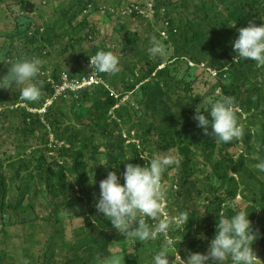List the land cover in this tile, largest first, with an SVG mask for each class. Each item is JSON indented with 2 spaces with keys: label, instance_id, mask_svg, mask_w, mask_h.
I'll list each match as a JSON object with an SVG mask.
<instances>
[{
  "label": "trees",
  "instance_id": "16d2710c",
  "mask_svg": "<svg viewBox=\"0 0 264 264\" xmlns=\"http://www.w3.org/2000/svg\"><path fill=\"white\" fill-rule=\"evenodd\" d=\"M220 2L223 0H195L194 5L197 10L195 13L199 19L190 18L189 20L187 16L180 15V9H175V16H171L170 11H168L172 8L170 3L157 1L154 4V17L160 16L159 19L162 22L166 17L164 22H168L165 26L164 22L162 24L164 30L161 31L164 32V35L158 31L151 36H146V31H153L151 27L145 26L140 32H137L139 30L131 32L121 24L119 32L115 31L116 34L110 32L107 39L98 40L96 36L98 26L91 24L89 16L99 14L104 10L109 11L110 7L112 9L117 8L122 2L119 0H65L58 10V14H56L60 20L55 16L56 18H51L49 22L46 20L40 27L35 28H32L31 24H27V28L23 30L26 34L24 37L20 35V32L18 34H6L5 37L10 40L23 39L22 51L17 52L15 60L19 61L32 57L41 59L44 54H42L44 44L51 46L56 42L60 43V39L62 40L64 35L69 34L67 31L70 29L72 21H76L77 14H82L84 9L90 7L91 10H88L90 15L83 16L84 24L92 26V36L86 40L87 42L90 41L91 44L85 50L84 60L90 58L89 55H94L98 50L110 51L119 58L120 71L110 77L108 73H96L101 80L100 82L78 90L66 88L61 93H57L56 90L62 85L64 78L68 81L80 79L81 73L72 66L63 69L59 63L49 65L41 59V72L49 71L50 78L42 75L37 77L35 82L40 88V96L37 100L26 102L20 97L18 90L0 88V107H2L0 119L2 122L8 123V127L6 125L5 127L6 130L10 131L9 136L14 143L11 154L6 155L3 152L2 155L5 156L0 158V211L9 208L11 213L21 215V223L33 226L37 218V211L42 212L43 209L53 203V211L57 214L60 207L67 203L69 197L75 196L77 191L89 200L98 199L100 194L99 182L101 181L99 177L102 172L107 176L108 172L114 171L115 168L111 165L96 171L94 168H89L88 158H94L99 146L91 141L96 133L107 130L109 126V123H106L108 111L117 104L120 97L132 91L135 85H139L142 91L138 104L144 117L140 122H145L147 117L153 119L149 122L146 134L138 133L137 130L138 137L143 140V145H154V148L149 149L150 157L159 152L160 149L166 151L183 145L184 147L179 149V153L181 152L183 156L180 166L182 173L180 182H186L189 176L200 171L195 167L198 163L197 158L203 161V156H205L204 161H209L208 157L212 156L205 153L204 144L191 138L193 131L188 130V117L185 115L190 110L184 103V99H190L195 80H185L184 74L189 70L187 66L185 69H181L182 65L174 66L166 63L161 67L163 64L161 58L149 57L147 49L150 46L152 36L159 40L164 36L165 39L162 42L171 46V56H175L176 60L177 57L183 56L185 60L193 62L196 66L200 63L203 64V70L208 69V73L204 71L208 77H211V71L215 73L213 79L217 82L215 87H219V92L221 91L223 96L234 98L236 106L238 105L247 116H253L247 120H245L246 117H243L244 120L239 119V123L245 122V126H243L244 135L238 139L243 144L245 155L256 157L252 160V164L264 162V119L259 121L258 117L254 116L256 111L264 112V72H259L260 67H257L254 61L232 62L231 57L235 53L230 38L226 37L229 32H232V29L228 28L229 24L223 23V16L206 18L209 14L207 8L218 5ZM189 3L190 0H181L180 2L182 10L186 9V14H190L188 11ZM136 4L138 5V3ZM260 7L264 8V0H237L234 6L226 5V18L239 23L246 16L255 17L256 14L253 10H258ZM21 8L25 10V5L22 4ZM199 11H202L204 16L201 17ZM130 12L136 15L137 21L140 19L141 15H138L136 10ZM200 19L204 21L202 27H200ZM234 29L238 33V27ZM29 30L31 31L30 37L27 35ZM94 32L95 34H93ZM117 45L120 46L119 49L122 50V54H118ZM1 49L5 51L1 52ZM11 49L9 45L0 46V58L13 59ZM134 51L136 52L135 58L130 60L131 53ZM3 63L0 61V76L7 73V69L3 68ZM92 71L94 70L92 69ZM86 72L88 73V71H83V73ZM226 72H228L229 78H232L238 85L246 87V89H242L240 86L229 87L223 83ZM119 73L121 76L116 80ZM115 92L118 93V98L115 97ZM8 93H11V97L8 96ZM65 98L66 100L68 98L71 103L78 99L90 102V107L71 116V113H64L62 110ZM47 99L51 100L49 104H45ZM42 107H44V111L38 112ZM113 111L121 123L135 126L132 113L125 106H118ZM110 125L117 127V122L112 121ZM110 135L109 140L112 139V141L109 144L115 147L118 144L117 140L121 139V135H113L112 133ZM150 136L155 137L156 142L147 140ZM49 137H51L50 140ZM144 139L148 142H144ZM256 139H258V147L252 145ZM55 151L59 152V158H57L61 162L56 158L49 161L45 159V155ZM191 151L195 155L193 157L195 164H192ZM121 154L119 152L112 158L116 159ZM242 161L243 155L234 161L231 155L228 157L227 154L226 158V154H224V158L219 162L221 167L218 169L221 185L217 188L208 187L207 191L212 188L214 197L207 200L203 212L198 215V219L206 227L198 226L194 219L193 221L189 220L186 228L190 237L202 232L205 239H208L216 231L221 213L227 217L235 214L236 211L233 212L230 209L223 211L221 207L227 199L236 195L239 185L245 191L254 183L251 175L244 174L246 168L242 167ZM4 163H8L6 164L7 168ZM132 163L144 166L141 161L134 160ZM124 166L122 165V168ZM224 168H229L239 174V182H236L235 178H230L227 172L223 173ZM5 169L8 170L5 171ZM213 172L216 173L215 170ZM227 177L230 178L231 183L226 182ZM7 178H9L8 181ZM71 180L75 184L76 190L70 185ZM66 185L67 187H65ZM197 186L198 184H191L189 192L194 191L193 189H196ZM9 189L15 193L14 203L7 202ZM196 192L197 194L201 193L198 188ZM253 200L259 208L264 210V196L262 194L254 197ZM250 212H256V208L251 206ZM248 218L252 222L253 214H249ZM99 233V237H94V245L98 255L104 257L108 255V245L111 238L109 237V230L106 233ZM170 233L172 236L173 232L170 231ZM190 237L187 250L190 252L191 250L200 251ZM113 238L118 240V237L114 236ZM31 239L32 237L29 236L28 241ZM50 241V239L47 241L48 245L44 250L45 256L42 262L35 261L33 264H56L54 262V249ZM136 242L137 247L133 248L132 255H125L127 264H142L145 257L144 243ZM2 252L7 255L6 250ZM64 264H77V262L74 263L66 259Z\"/></svg>",
  "mask_w": 264,
  "mask_h": 264
},
{
  "label": "rangeland",
  "instance_id": "374dc122",
  "mask_svg": "<svg viewBox=\"0 0 264 264\" xmlns=\"http://www.w3.org/2000/svg\"><path fill=\"white\" fill-rule=\"evenodd\" d=\"M64 1L65 0H0V46L9 45L10 48H12L11 57H14H12L13 59L0 58V61L4 62L3 68L8 70V67L12 61H18L15 59L17 57V52L22 51L21 45L23 43V39L21 38L10 40L5 37V35L12 33L18 34L20 32V35L24 37L26 34L23 32V30L27 28V24H31L30 26L35 28L37 26L40 27L46 20L49 22L51 18L55 16L60 20L56 14H58L57 12L63 5ZM119 1L122 2L119 7L114 9L110 7L109 11L104 10V12L96 15H90L88 13V10H91L90 7L84 9L82 14L78 13L76 16V21H72L70 29L68 28L69 30L67 31V34H69L66 36L64 35L63 39H60V43L56 42V44L54 43L51 46L44 44L45 47L42 51V54H44L41 59L49 65L59 63L63 69H67L69 66H72L77 72L81 73L80 76L87 74V72L83 73V71H88L91 73L92 67L90 66V58L84 60V55H86L85 50H87L91 44L90 41L87 42L86 40L90 39L92 36V26L84 24L83 16L87 14L90 15L89 19L92 22L91 24L98 26L96 33L98 40L107 39L109 37L108 33L110 32L113 34H116L115 31L119 32L121 24H123L125 28L131 32H135L137 30H139L137 32H140L141 29L143 30V28H145V26H147V28L151 27L153 31H146V36H151L158 31L164 30L162 28H164V26L168 23L167 21L164 22L166 17H164L163 20L164 26H162V20L159 19L160 16L157 15L154 17V4L157 1H165L166 3H170L172 8L168 11H170L171 16H175V9H180V15H184V17L187 16L189 20L190 18L193 20L199 19L196 17L195 13L197 11L194 5L195 0H190L188 6V11L190 14H186V9L182 10L180 5L181 0ZM236 1L237 0H223V2H220L218 5L209 6L207 8V12L209 14L206 18L209 19L215 16H223V23H227L229 25L235 23L237 24V26H235L236 28L247 26L249 23H254L257 25L264 24L263 7H260L258 10H253L256 14L255 17H252V15L250 17L246 16L240 20L239 23L231 20L230 18H226V5L228 4L234 6ZM26 3L32 4L31 8H25V10H22V4L26 5ZM136 3H138V5ZM131 10H136L138 15H141L138 21L135 18L136 15L130 12ZM199 14H201V17L204 16L202 11H199ZM199 22L201 25L200 27H202L204 25V21L200 19ZM235 27L228 26L229 29H232V32H229V35L226 37L228 39L230 38L229 40L231 41L233 38L238 36V33L235 32ZM94 29H96V27H94ZM93 34H95V32ZM161 34L164 35V32L161 31ZM27 35L29 37L31 36L30 30L27 32ZM164 39L165 37L162 36L160 41L165 47L167 54L161 58L163 60L161 67L166 63L174 66L182 65L181 69H185L186 66L188 67L189 70L184 74L185 80H195L192 85L190 99H184V103H186L190 110L188 113H185V115L188 117V130L193 131V136H191V138L204 144L205 153L211 155L212 157H208L209 161H204L206 158L205 156H203V161L200 158H197L196 161L198 163L195 167L200 171H196L192 176H189V178L186 179V182H180L182 174L180 171V166L183 156L181 152L179 153V149L184 147L183 145L181 147L178 146L177 148H172L166 151L160 149L159 152L150 157L149 149L154 148V145H143V140L138 137V133L143 135L146 134L149 128V122L153 121V119L147 117L145 122H140L144 117L142 115L140 105L138 104V100L140 99L142 91L140 90L139 85H135L132 91L120 97L117 104H115V106L108 111L106 123H109V126L107 127L106 131L104 130L102 133L98 132L93 136L91 142L93 144H98L99 146L97 153L94 154V158L91 159L89 157L87 164L89 165V168H94V171L111 165L113 168H115L114 171L120 178V182L123 183L122 173L125 170V166L122 168V165L132 163L134 160L141 161L143 165H146L149 163L147 159H152L157 155H174L178 160V163L169 166L162 175V184L164 185L166 192L164 211L170 216L185 212L190 216L189 220H196L198 226H202L203 228L206 227V225L198 219V215L203 212L207 200L213 199L214 192L212 188H217L219 185H221L219 175L220 172L218 171V169L221 167L219 163L220 160L224 158V154H226V158L227 154L228 157L231 155L234 161H237V158L243 155V161L241 164L244 169L246 168V173L244 174L251 175L254 183L245 191H243L241 185H239V188L235 193L236 195L231 199H227L223 203L221 210L224 211L226 209H230L233 212L243 210L245 212H249V214H253L254 218H251L252 222L251 220L250 222L257 239L255 240V243L251 245V247L256 256L261 261H258V264H264V210L259 208L257 206L258 204L253 200L254 197L260 196L261 194L264 196V173L257 167L259 163L252 164V160L256 157L253 158L245 155L241 141H238L237 139L233 142L225 144L212 137L210 131L209 134L206 135L204 134L202 128L197 127V122L193 119L196 106L201 104L203 99L215 101L219 97L223 96V94L221 91L219 92V87H215L217 82L213 79V76H215L214 74H211L210 72L211 77H208L204 73V71L208 73V69L203 70V64L200 63L198 66H196L193 62L187 59L185 60L183 56L177 57L178 59L176 60L175 56H171V46L162 42ZM116 48H118V54L123 53L122 50L119 49V45H117ZM1 50V52H3L4 49ZM135 55L136 52H132L130 60L134 59ZM231 60L234 62V56L231 57ZM259 72L263 73L264 68L260 67ZM95 73L99 72L95 71ZM40 75L50 78L49 71H42ZM108 75L110 77L113 74ZM120 76V73L117 74L116 80H118ZM225 76L226 78H224L223 83L229 85V87L240 86L237 84V82L233 81L232 78L228 77V72H226ZM240 88L246 89V87L243 86H240ZM115 94V97L118 98V93L115 92ZM10 95L11 93H8L9 97H11ZM50 101V99L45 100V104H49ZM63 105V112L71 113V116H73L74 113H79V111L81 112L84 108H89L90 102L78 99L77 101L71 103L69 102L68 98L67 100L65 98ZM118 106H125L130 110L132 113L131 116L133 120H135V126H130V124L127 123L123 124L120 122L118 117L116 118L115 112L113 110ZM1 108L2 107H0V109ZM236 110L238 121H240L239 119L244 120L243 117H246L245 120L249 119L250 117L253 118L251 115L247 116L238 105L236 106ZM43 111L44 107L38 110L40 113ZM254 116H257L258 120L262 121V119H264V112L262 113L256 111ZM13 118L15 119L14 116ZM112 121L117 122V127L110 125V123L112 124ZM240 124L242 127L245 126L244 121H241ZM5 125L8 127V123L5 121L2 122L0 119V158L5 156L2 155L3 152H5L6 155L11 154L14 146V143L11 141V137L9 136L10 131L6 130ZM111 133L113 135H121V139L117 140L118 144L115 145V147L110 146L109 144L112 141V139L109 140ZM50 138L51 137H49V140ZM147 140L156 142V138L153 136H150V138ZM147 140L144 139V142H148ZM257 142L258 139H256L252 145L257 146ZM224 147L225 149L223 150ZM119 152L122 154L116 159H113L112 156L119 154ZM140 154L146 158H142ZM58 155L59 152L55 151L45 155V159L49 161L56 158V160L61 162V160L58 159ZM194 156L195 155H193V152L191 151L190 157L192 161ZM6 164L8 163H4V165ZM192 164H195L194 161ZM7 170L8 169H5V171ZM214 170L216 173L213 172ZM222 172H227L230 178H235L234 180L239 182L240 176L235 171H232L229 168H224ZM104 178H106V176L102 172L99 179L102 180ZM230 178H226L227 183L230 182ZM8 180L9 178H7V181ZM191 184H198V186L196 189H193L194 191L191 190V192H189V187ZM70 185L76 190V186L72 180ZM65 187H67V185ZM208 187H212L210 191H207ZM197 188L201 191L200 194H197ZM8 195L7 202L14 203L13 199H15V193L12 191V189H9ZM95 199L97 198H93L92 200L84 198L77 191L75 196L69 197L67 203L60 207V210L57 214H55L53 211V203L43 209L42 212L37 211V218L33 226L27 223H21V215L18 213V215L11 213L9 208H4L1 210L0 264H33L35 261L42 262L45 256L44 250L48 245L47 241H49V239L51 240L50 242H52V248L54 249V262H56V264H64L66 259L67 261L74 263L77 262V264H98V258L103 257H100L97 253V248L94 245V237H99V232L106 233L108 230L111 241L108 245V255L106 256L116 254L121 257L120 264H127L125 255H132L133 248L137 247V242L134 238L125 237L123 233H119L112 227L109 220H107L102 214L97 213L95 209ZM251 206L256 208V212H250ZM192 216L193 218L191 219ZM147 219L149 223L154 222L152 218ZM93 220L96 222L94 223ZM102 224L107 226H103ZM187 224L185 225V232L183 229L176 228L171 230V232H173L172 236L169 232V236L176 242L175 248L170 250V254L168 256L169 264H183V262L179 260V257L186 260L190 253H205L208 249L210 240L215 235L214 232L208 239H205V235L200 232L196 233L195 236L190 237L187 233ZM29 236H31L32 239L28 241ZM114 236L118 237V240H115L113 238ZM189 237L193 240L200 251L191 250L190 252L187 250V245L190 241ZM161 243L162 239L144 243V251H146V254L144 255L145 257L142 261V264H153L152 258L159 250ZM3 250L7 251V255L3 254ZM176 257L177 260L174 261ZM229 264H231L230 261Z\"/></svg>",
  "mask_w": 264,
  "mask_h": 264
},
{
  "label": "clouds",
  "instance_id": "9594fccd",
  "mask_svg": "<svg viewBox=\"0 0 264 264\" xmlns=\"http://www.w3.org/2000/svg\"><path fill=\"white\" fill-rule=\"evenodd\" d=\"M228 26L235 27V23ZM237 31L238 36L231 41L235 53L234 63L249 60L254 61L257 67H264V24L249 23ZM147 52L153 59L167 54L165 47L155 36L150 38ZM89 57L90 66L96 72L116 74L120 71L119 58L110 51L98 50ZM41 70L42 60L37 57L12 61L7 73L0 76V88L18 90L24 101H35L40 96V88L35 81ZM193 119L204 134L207 135L210 131L212 137L225 144L244 135L232 97L221 96L215 101L203 99L196 106ZM147 160L149 163L144 166L126 164L122 173L123 183L115 171H109L106 178L99 182L100 194L95 202V209L125 237L134 238L141 244L162 239L152 262L169 264L170 250L176 246L169 232L173 228L185 231L190 216L185 212L170 216L164 211L166 192L162 175L169 166L178 163L175 156L157 155ZM257 167L264 172V162ZM248 215L249 212L243 210L236 211L231 217L221 213L207 251L190 253L186 260L180 257L179 260L183 264H229V261L231 264H258L261 261L251 247L257 236ZM147 218H152L154 222L149 223ZM176 260L177 257L174 261ZM120 262L121 257L116 254L98 258V264Z\"/></svg>",
  "mask_w": 264,
  "mask_h": 264
},
{
  "label": "built area",
  "instance_id": "2783aa9c",
  "mask_svg": "<svg viewBox=\"0 0 264 264\" xmlns=\"http://www.w3.org/2000/svg\"><path fill=\"white\" fill-rule=\"evenodd\" d=\"M211 74H215L211 71ZM98 76L96 75L95 71H92L91 73H87V75H83L80 77V79H74L71 81H68L66 78L63 79V83L60 87L57 88L56 92L61 93L66 88H70L72 90H78L85 86H90L92 84H96L100 82Z\"/></svg>",
  "mask_w": 264,
  "mask_h": 264
},
{
  "label": "water",
  "instance_id": "95a60500",
  "mask_svg": "<svg viewBox=\"0 0 264 264\" xmlns=\"http://www.w3.org/2000/svg\"><path fill=\"white\" fill-rule=\"evenodd\" d=\"M31 5L32 4H30V3H26L25 8L30 9L31 8Z\"/></svg>",
  "mask_w": 264,
  "mask_h": 264
}]
</instances>
